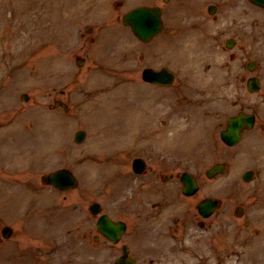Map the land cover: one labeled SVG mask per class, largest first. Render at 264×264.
Instances as JSON below:
<instances>
[{"label": "rangeland", "instance_id": "374dc122", "mask_svg": "<svg viewBox=\"0 0 264 264\" xmlns=\"http://www.w3.org/2000/svg\"><path fill=\"white\" fill-rule=\"evenodd\" d=\"M141 3L164 7L163 35L149 43L140 42L121 22L123 12ZM211 3L217 6L213 14L207 11ZM87 27L91 33L85 32ZM229 37L235 38L231 49L225 46ZM188 45L198 48L206 62L198 72L190 70L194 61L188 69ZM77 55L85 58L81 66L75 63ZM247 60L257 62L254 71L245 67ZM163 63L177 73L172 86L139 81L142 66ZM249 75L259 77L255 93L241 80ZM188 83H195L193 93L199 98L203 91L208 96L207 89H217L212 90L218 92L210 102L212 116L204 115L200 126L188 132L186 108L178 107L165 126L158 123L168 102L196 100L186 92ZM137 86L145 99L138 108L143 117L135 109L141 101L134 92ZM105 88H119L118 102H97ZM21 93L28 99L20 98ZM57 98L69 109L50 108ZM242 108L256 111L255 127L237 145L226 146L219 130L228 115ZM206 122L212 124L210 132L203 127ZM78 129L85 130L79 143L74 140ZM136 155H143L149 167H158L160 155L167 161L137 175L131 169ZM219 161L227 170L207 178L204 170ZM59 167L75 172L77 188L59 191L40 181L42 173ZM249 168L254 176L246 182L241 176ZM182 169L195 173L203 186L192 197H183L175 182L161 183L155 176V171ZM161 185L174 201L168 210L188 203L195 212L199 198L221 199L214 218L221 219L222 254L235 230V243H245L246 216L252 227H261L264 238V9L248 0H0V230L5 224L13 228L11 237L0 241V264L47 259L42 248L51 244L52 235L59 251L44 264H106L118 247L103 237L95 240L89 203L98 200L104 211L134 225L139 207L152 212ZM237 204L245 208L241 218L234 215ZM51 218L54 229L48 224ZM139 232L130 226L125 240L133 247ZM29 244L27 261L23 255ZM240 257L244 264L245 256Z\"/></svg>", "mask_w": 264, "mask_h": 264}, {"label": "flooded vegetation", "instance_id": "af4514ba", "mask_svg": "<svg viewBox=\"0 0 264 264\" xmlns=\"http://www.w3.org/2000/svg\"><path fill=\"white\" fill-rule=\"evenodd\" d=\"M161 157L156 168L164 164L165 160ZM156 174L159 176V171ZM162 176L165 182H176L172 172ZM168 198L161 196V201L153 204V208L159 209L150 214L138 212L143 216V228L137 234L139 242L131 251L136 264H222L221 257L228 256L231 252L224 251L225 254L221 256L220 233L222 232L217 231L208 239L203 234L211 228V225L218 223L216 218L199 219L196 212H191L188 204L179 205L178 210H168L171 206ZM247 220L244 243L247 248L246 264H264V242L257 243L254 248L255 238H262V234L257 228L251 227V221ZM197 222L202 224L199 232L194 226ZM128 234L127 231L124 237ZM110 263V259L106 260V264Z\"/></svg>", "mask_w": 264, "mask_h": 264}, {"label": "water", "instance_id": "95a60500", "mask_svg": "<svg viewBox=\"0 0 264 264\" xmlns=\"http://www.w3.org/2000/svg\"><path fill=\"white\" fill-rule=\"evenodd\" d=\"M252 2L264 6V0H251ZM213 8H210L209 11L212 12ZM123 21L125 24H129L133 32L143 40H149L152 35L157 33L161 28V19H160V8L158 7H149V6H137L123 16ZM253 62H249V69H253ZM247 87L250 91H255L259 88V82L257 77H249L247 80ZM254 114L246 113L239 111L235 115H231L227 119L226 128L221 131V138L229 145H233L239 141L241 134L244 129H249L254 123ZM82 132H77L76 139L79 141L81 139ZM225 170V165L222 163L215 164L212 168L207 170V175L212 176L215 173L223 172ZM250 172L244 174V179L248 180L250 177ZM182 178L188 179L191 176L187 173H184ZM42 181L54 184L61 188H66L71 186L74 183V178L70 171L66 169H59L54 172L48 173L47 175H42ZM96 206V205H94ZM211 206V205H210ZM202 211V210H201ZM210 211L205 212L208 214ZM103 226L108 229V232L112 230H118V224L111 222L106 216L101 217ZM7 229V227H5ZM101 230V227L99 228ZM123 257V256H122ZM122 263L127 264L126 261ZM120 261L116 264H122Z\"/></svg>", "mask_w": 264, "mask_h": 264}, {"label": "bare ground", "instance_id": "6f19581e", "mask_svg": "<svg viewBox=\"0 0 264 264\" xmlns=\"http://www.w3.org/2000/svg\"><path fill=\"white\" fill-rule=\"evenodd\" d=\"M191 39V36L188 35V40ZM187 48V52H188V57L186 58L187 62H188V67L190 66L189 65V61H194V66L195 67H199V66H202L205 62L203 61V56L199 53V49L198 48H195L194 46H190L188 45ZM199 54V55H198ZM214 87H211L210 89H207L208 91V96H206L205 98V101H204V104L205 106H203L207 111H210L211 109V100L213 101L214 100V97L216 96V94L218 92H213L214 90H217L216 88L212 89ZM213 90V91H212ZM115 94L116 92H109V94H104L100 97V99L106 101L107 99H113L115 100ZM119 98V97H118ZM117 98V99H118Z\"/></svg>", "mask_w": 264, "mask_h": 264}]
</instances>
